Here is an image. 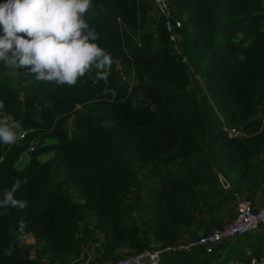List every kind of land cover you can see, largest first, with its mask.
Segmentation results:
<instances>
[{
	"label": "trees",
	"instance_id": "1",
	"mask_svg": "<svg viewBox=\"0 0 264 264\" xmlns=\"http://www.w3.org/2000/svg\"><path fill=\"white\" fill-rule=\"evenodd\" d=\"M168 2L192 71L149 0H90L82 19L111 57L106 79L90 69L75 85L58 86L29 72L20 100L13 64L0 62V119L27 130L12 145L0 142V200L19 181L15 198L27 202L23 211L0 208V264H67L79 254L78 235L90 231L102 235L105 260L121 249L171 245L209 230L205 215L220 226L234 192L264 194V0ZM119 66L138 90L121 81ZM263 255L257 231L211 254L177 252L159 264H251Z\"/></svg>",
	"mask_w": 264,
	"mask_h": 264
},
{
	"label": "clouds",
	"instance_id": "2",
	"mask_svg": "<svg viewBox=\"0 0 264 264\" xmlns=\"http://www.w3.org/2000/svg\"><path fill=\"white\" fill-rule=\"evenodd\" d=\"M89 8L90 0H5L0 4V25L4 32L0 36V62L24 67L36 80L55 81L58 86L75 85L90 69L96 72L98 80L106 79L112 60L94 43L99 39L96 30L82 19ZM22 136L18 122L7 117L0 119V142L12 145ZM18 186L19 181L5 191L0 208L23 211L27 207L26 201L15 198ZM24 229L21 219V234ZM5 252L10 254V250Z\"/></svg>",
	"mask_w": 264,
	"mask_h": 264
},
{
	"label": "built area",
	"instance_id": "3",
	"mask_svg": "<svg viewBox=\"0 0 264 264\" xmlns=\"http://www.w3.org/2000/svg\"><path fill=\"white\" fill-rule=\"evenodd\" d=\"M151 5V14L154 16H163L165 19L166 30L169 34V38L172 41L174 50L178 54H181L182 61L189 67L187 58L182 55L180 40L181 35L177 28L181 26L178 19L171 16L168 0H149ZM12 70L15 72V76L23 75L27 77L29 71L24 67H15L12 65ZM119 76L122 82H128L131 84L129 75L124 69L119 66ZM28 86V85H27ZM26 88H20L19 99L23 100L26 96ZM130 88V87H129ZM79 107V106H77ZM260 122L264 123V114L258 117ZM18 122L17 120H11ZM19 123V122H18ZM68 135L71 137L73 128L70 126L71 120L67 121ZM229 136L245 137L246 134L239 128L225 127L223 126ZM23 136L27 133V130L23 129ZM20 137V138H22ZM33 146L29 147V151L33 149ZM23 157L19 158L21 161ZM234 199V212L231 219L220 226L211 227L204 233H201L195 238L184 237L174 244L166 246H151L148 249H144L140 252H130L127 254H120L114 260H105L103 257L102 248V235L98 231H90L87 234L80 233L78 236L81 239L79 245L78 256L67 264H159L161 259L168 255L177 252H190L198 251L202 253H212L217 250L218 246L228 240H232L235 237L244 235L246 233H253L257 231L264 232V197L260 205H256L252 196L248 194H241L238 192L233 193ZM93 224H89V228H92ZM264 259L261 257L259 260L252 259L251 264H263Z\"/></svg>",
	"mask_w": 264,
	"mask_h": 264
},
{
	"label": "rangeland",
	"instance_id": "4",
	"mask_svg": "<svg viewBox=\"0 0 264 264\" xmlns=\"http://www.w3.org/2000/svg\"><path fill=\"white\" fill-rule=\"evenodd\" d=\"M125 69L127 70L126 66H125ZM11 75H12V78H13L14 82L17 84V86H19V87H21V88H26V86L28 85L27 77H24L23 75L15 76V72L12 70V68H11ZM191 75H192V77H191V80H190V85H189V87H190V89H192V90H197V89L201 86V84H202L201 79H200L198 76L193 75V73H192ZM129 79H130V81H131V85L133 84L132 86H133L135 89L138 90L139 88H138V86L136 85V81L134 80V76H132V75L130 74V75H129ZM134 96H135V101H136L137 104L143 102V101H142V93L140 92V90H139L138 93H137V91L135 90V91H134ZM263 114H264V108H263L262 112L258 114V117H259V116L262 117ZM71 119H72V117H70V120H71ZM67 126H68V125H67ZM23 157H24V161H25L26 158H27L26 154H25ZM43 159H44V157H43ZM16 166H17L18 168L20 167L19 164H16ZM130 196H131V197H132V196H135V190H134V189L131 190V194H130ZM231 217H232V212H231L230 214H228L227 209H226L224 212H222L221 214H219V218H221V220H222L221 223H225V222L229 221V220L231 219ZM221 223H220V224H221ZM27 241L30 242V239H27Z\"/></svg>",
	"mask_w": 264,
	"mask_h": 264
},
{
	"label": "crops",
	"instance_id": "5",
	"mask_svg": "<svg viewBox=\"0 0 264 264\" xmlns=\"http://www.w3.org/2000/svg\"><path fill=\"white\" fill-rule=\"evenodd\" d=\"M131 75L133 76V73H131ZM228 186H229V184H228ZM263 197H264V194H261V193H257V194L252 196V198L255 201L256 205H260V203L262 202ZM233 209H234V206H233ZM233 212H234V210H233ZM232 215H233V213H232ZM204 220L207 223V228L215 227V225L211 224L212 220H213L212 216L205 215L204 216ZM222 224H224V223H221L220 225H222ZM204 232H205L204 229H200V230L197 231V235L196 236H198V235H200L201 233H204ZM196 252H198V251H196ZM124 253H128V251L126 249H121L120 254H124ZM262 258L264 259V255H263Z\"/></svg>",
	"mask_w": 264,
	"mask_h": 264
},
{
	"label": "water",
	"instance_id": "6",
	"mask_svg": "<svg viewBox=\"0 0 264 264\" xmlns=\"http://www.w3.org/2000/svg\"><path fill=\"white\" fill-rule=\"evenodd\" d=\"M219 181H220V183H221V185L223 186V187H228V182H227V180L224 178V177H222L221 175H219Z\"/></svg>",
	"mask_w": 264,
	"mask_h": 264
},
{
	"label": "bare ground",
	"instance_id": "7",
	"mask_svg": "<svg viewBox=\"0 0 264 264\" xmlns=\"http://www.w3.org/2000/svg\"><path fill=\"white\" fill-rule=\"evenodd\" d=\"M152 15V14H151ZM172 16V15H171ZM159 17V16H158ZM161 18V17H160ZM163 18V17H162ZM130 196V195H129ZM193 252V251H192ZM213 253V252H212ZM203 254V253H202ZM205 254V253H204ZM211 254V253H210ZM171 255V254H170ZM165 257V256H164Z\"/></svg>",
	"mask_w": 264,
	"mask_h": 264
}]
</instances>
